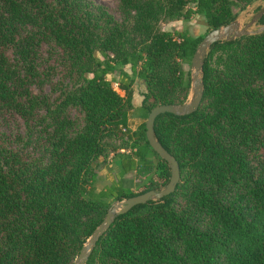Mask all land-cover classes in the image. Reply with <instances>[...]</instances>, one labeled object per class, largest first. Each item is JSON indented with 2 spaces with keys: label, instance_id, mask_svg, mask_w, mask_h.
I'll return each mask as SVG.
<instances>
[{
  "label": "trees",
  "instance_id": "obj_1",
  "mask_svg": "<svg viewBox=\"0 0 264 264\" xmlns=\"http://www.w3.org/2000/svg\"><path fill=\"white\" fill-rule=\"evenodd\" d=\"M255 1L118 0L116 19L94 0H0V264H74L110 207L113 183L90 195L109 153L136 194L168 182L147 115L187 100L204 35ZM196 17L203 35L162 28ZM202 81L193 113L154 122L174 192L116 215L84 264H264V32L214 43Z\"/></svg>",
  "mask_w": 264,
  "mask_h": 264
},
{
  "label": "water",
  "instance_id": "obj_2",
  "mask_svg": "<svg viewBox=\"0 0 264 264\" xmlns=\"http://www.w3.org/2000/svg\"><path fill=\"white\" fill-rule=\"evenodd\" d=\"M263 0H256L254 9H256L255 18L251 20V24L257 20L264 13V5H261ZM257 8H259L257 10ZM244 16L238 15L232 22L212 29L207 32L199 43L191 60V73H190V91L191 95L188 101L181 104L166 103L155 106L150 110L145 121V136L150 147L157 153V155L166 161L170 169V177L168 182L159 190L151 189L140 194L129 196L124 200H120L114 205H111L107 210L106 216L102 223L96 228L93 234L87 239L86 243L80 250L79 255L76 257L74 264H84L90 251L94 247L98 237L107 229L111 224L114 217L119 214L126 213L132 207L138 204H144L149 201L160 200L163 197L174 192L176 185L180 178L178 161L162 146L156 139L154 133V122L156 117L162 113H171L174 115H188L193 113L199 106L203 96V81L202 70L203 62L209 48L216 42L228 41L242 35L256 34L264 32V24L260 25L257 29L247 30L240 28L239 19Z\"/></svg>",
  "mask_w": 264,
  "mask_h": 264
},
{
  "label": "rangeland",
  "instance_id": "obj_3",
  "mask_svg": "<svg viewBox=\"0 0 264 264\" xmlns=\"http://www.w3.org/2000/svg\"><path fill=\"white\" fill-rule=\"evenodd\" d=\"M94 1L97 4H100L106 7L116 19H119L120 14L118 11V0H94ZM254 3L249 5L245 10H243L240 13V15L242 14L244 15L239 19L241 29L243 28L247 30H253V29H257L258 27H260V25L256 24V22L251 24V20L254 19L255 15L257 14L255 13L256 9L254 8L256 6L254 5L256 4ZM261 5H264V0L261 2ZM184 27L188 28L189 32L194 36L203 35L207 32V27L205 25V22H203V20H201L200 17H196L193 21H189V22L187 21L184 22L182 20H175L171 22L162 23V28L165 30L173 31L177 29H182ZM184 68L191 70V66L188 64H185ZM112 77L113 76L110 75L108 76V79H112ZM33 89L36 91L37 88L33 87ZM133 89L136 95H142L145 92V86L139 79H135ZM43 91L48 92L49 87L47 85H43ZM190 95H191V91H189L186 101L189 100ZM131 102H132L133 107L135 108L133 104V100ZM138 112H139V108L134 109L132 111L133 116L138 115L137 114ZM13 123H14L12 126L13 131L22 133L23 124L21 123V120L16 119ZM124 151L129 152V148H126V150ZM118 161H119L118 158H113L112 153H109V156L107 157V161L103 164H100V166L98 167L97 176L94 181L93 188L90 190L91 191L90 195L94 194V192L98 194L104 185L113 183L114 186L111 189L112 194H109L108 196H102L101 198L103 201L108 203L110 206L118 202L115 197L119 195L120 191H124V192L132 191L133 193L136 194V193L141 192V190L144 188L143 186L144 182H143L142 177L136 175L134 171L126 172V171L121 170L120 168H118V164H117ZM163 186H161V188ZM75 259H74V262H75Z\"/></svg>",
  "mask_w": 264,
  "mask_h": 264
},
{
  "label": "crops",
  "instance_id": "obj_4",
  "mask_svg": "<svg viewBox=\"0 0 264 264\" xmlns=\"http://www.w3.org/2000/svg\"><path fill=\"white\" fill-rule=\"evenodd\" d=\"M132 100L135 108H139L141 105L142 95H136L135 93H133Z\"/></svg>",
  "mask_w": 264,
  "mask_h": 264
},
{
  "label": "built area",
  "instance_id": "obj_5",
  "mask_svg": "<svg viewBox=\"0 0 264 264\" xmlns=\"http://www.w3.org/2000/svg\"><path fill=\"white\" fill-rule=\"evenodd\" d=\"M113 86H114V87H117V84H116V83H113Z\"/></svg>",
  "mask_w": 264,
  "mask_h": 264
}]
</instances>
